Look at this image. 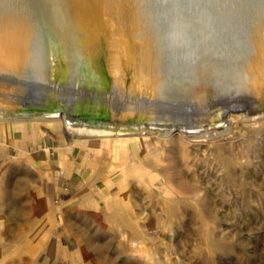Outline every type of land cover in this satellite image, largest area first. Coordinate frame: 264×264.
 <instances>
[{"label":"rangeland","instance_id":"obj_1","mask_svg":"<svg viewBox=\"0 0 264 264\" xmlns=\"http://www.w3.org/2000/svg\"><path fill=\"white\" fill-rule=\"evenodd\" d=\"M129 2L127 17L84 23L40 0H0V94L5 96L0 109H5V93L15 91L21 105L29 107L21 118L44 133L69 145L101 142L124 157V174L111 177L105 203L86 212L69 209L65 232L59 234L54 215L40 210L34 197L36 176L6 158L0 145V264H70L54 259L62 249L76 256L77 264H264V109L243 95L264 79V0ZM194 30L207 44L198 58L190 55L184 63L203 62V76L189 80L205 85L200 97L185 79L153 97L114 89L105 98L109 109L118 104L152 110L148 116L159 125L151 126L146 114L131 117L139 131L104 136L45 99L50 93L72 100L73 80L52 88L28 78L56 76L59 58L69 78L86 69L97 71L104 83L107 62L95 69L85 59L97 54L100 40L116 34L141 37L159 74L167 64L163 39L187 37ZM229 42L235 44L232 57L217 62L216 45ZM67 121L94 132L72 131ZM110 124L115 123H98Z\"/></svg>","mask_w":264,"mask_h":264},{"label":"bare ground","instance_id":"obj_2","mask_svg":"<svg viewBox=\"0 0 264 264\" xmlns=\"http://www.w3.org/2000/svg\"><path fill=\"white\" fill-rule=\"evenodd\" d=\"M40 1L45 5L57 6L61 9H64L65 11L71 13L72 15H74L76 18H78L79 20H81L84 23H87V22H89V23L90 22L100 23L103 21L104 22L105 21H114L115 22L120 17H127L128 13H129L128 7H129V3H130L129 0H40ZM129 10H130V8H129ZM231 22H232V20H231ZM180 24H182V23L180 22ZM187 26H189V25H187ZM184 30H185V28H184ZM185 35H187V34H185ZM146 37H148V36H146ZM140 39H141V37H140ZM140 39L139 40L138 39L137 40L132 39L131 37L127 36L126 34H116L114 36H110L109 40H104V41L100 40L98 42V45L96 48L97 54H93V55L91 54L89 57H87V59H85V61L88 62V65L90 64L92 66V68H95V69L99 68V65L104 67L106 65V62H107L110 73L108 72L109 73L108 74L106 71L105 72L102 71V78L105 80L104 83H101L102 80L100 82L99 78H101V77L99 76L97 71L92 72V71H88L86 69L84 70V68H82L84 70V72H79V75H77V74H75V76L73 75V79H72V77L69 78L68 72L66 71L65 62L59 58L55 59V65L57 68V75L56 76L49 77V78H41V77H37L36 75L32 74L28 78L31 80H35V79L38 80L39 79V80L44 81V82H49L50 87H52V88H57L64 82L65 83H70V82L72 83V80H73V82L75 84V89H74L75 94H74V97L72 100L68 101L66 98H63V99L55 98V97L51 96L50 93H48L50 96L48 95L47 97H45V99H47L51 102H55L57 104L56 105L57 112H59V113L65 112L70 117H72L69 114L70 112L80 111V110H82V111L83 110H90L94 113H97L98 115L107 114L109 121H96L95 123H87L86 122L89 126H95L96 128H94V129H98L101 132H104V136L109 137L115 131L118 133L119 131L128 130V129H132V128L134 130H136V127L131 126L133 124V123H130L131 117H136V118L142 119V115H144V114H146L147 117H149L148 115L151 114L152 110H150L149 108H144V109L138 108L137 109L136 107L118 105V104L112 105L110 107L111 109H109L108 105L105 102V98L109 94H111L114 89H120V90L126 91L128 93H131L132 95L138 96V97H140V96L141 97H153L155 95H159L165 89L172 88V86L175 84H180V82H182L185 79H186L185 81L191 80V78L193 77L194 74L195 75L197 74L199 77L200 74L202 75L204 73V70L201 67L203 62L200 64L193 63V62H191L189 64V62H187V64H186V62L184 63V60L186 57H187V60H189L188 57L190 55H193L194 58H196V57L198 58L199 54H201L200 53L201 49L203 50L204 44H207L205 41H203L199 38L198 33L195 30L193 31V33H191V35H188L187 37H184V35L181 37L180 36L178 37L176 35H173V36L167 35V37L165 39H163L161 37V39L166 40L165 42H163L165 46H164V48H161L162 49L161 54H162V52H164L162 57H164V60L167 61V64L164 65L165 66L164 68L161 65V68L163 69V71H160L161 73H159V74L157 73L159 71H157L156 74L159 75V76H157L154 73L155 72L154 67L150 64L151 58H149V56H151V53H149V52L146 53V46H145L146 44H144ZM146 39H148V38H146ZM217 39H219V38H216V40ZM143 40H144V38H143ZM14 41H18V40H14ZM221 43H223V42H221ZM233 44H231V42H229L227 44H217L216 45V61L217 62H223V61L228 60L232 57V52H230V50H232V48H233L232 46L235 45V44L234 45ZM102 45H103V47H102ZM105 45H106V48H104ZM150 45H153V44H150ZM160 45H162V44H160ZM224 45H226V46H224ZM201 46H202V48H201ZM208 46L212 50V45H208ZM147 48H149V47H147ZM158 49H160V48H158ZM193 49H196V52ZM204 49H205V47H204ZM208 53H209V51H208ZM139 54H141L142 56H140ZM154 54H155V52H154ZM212 55H213V53H212ZM259 55H260V53H259ZM214 56H215V53H214ZM155 57H157V55ZM260 57H261V60L263 61L264 51L261 52ZM211 58H213V57L211 56ZM191 61H192V59H191ZM210 61H211V63H210L211 66L215 64V61H213V60H210ZM156 62L157 61H155V63ZM241 65H243V64H241ZM256 65H258V64H256ZM154 66H156V64ZM128 68H129V71H128ZM165 68H166V70H165ZM164 70H165V72H164ZM225 71H226V69H225ZM99 72H101V71L99 70ZM118 73H119V75H118ZM129 74H130V78L128 79L127 77ZM187 75H189V79H187L188 78ZM246 79H248V78H246ZM112 80L115 82L114 86H113ZM189 82H190L189 84L195 90L198 97H200V95L202 93L206 92L205 91L206 87H204L205 85L204 86H203V84L200 85L199 81H196V82H198L197 85L196 84L194 85V82H192V81H189ZM110 83L112 84V86L110 85ZM255 84H257V83H255ZM255 84H253V86H251L250 88L249 87L247 88V94L251 95L252 97L255 98V103L257 105L263 106L264 105V79H262L261 84H259V85L258 84L255 85ZM30 86H32V87L41 86V84L36 83L34 81H30ZM30 91L31 92H29V93H32V91H34V90H32V88H31ZM18 92H21V91H18ZM0 93H2V91H0ZM5 94H7L8 99L6 101H4L5 109H0V120H6V119L10 118L12 113L15 114L14 118L25 117L29 113L25 109V108H29V107H24L23 105H21V103L17 99L18 94L17 93L15 94V91L9 90V93H5ZM3 98H5V96H2L0 94V99H3ZM42 98H44V97L42 96ZM15 99H17L16 101L18 103L15 102ZM34 103H36V102L35 101H29L30 105H32ZM40 103H42V105L46 104V102H43V101H41ZM252 103H254V102H252ZM19 107H20V109H17ZM111 115L112 116L115 115L116 118H118L117 122H115L113 120ZM72 118H75V117H72ZM162 118H166V117H162ZM76 119H78V118H76ZM14 120H16V119H14ZM153 120H154L153 118L149 117V121H150L149 124L151 126L152 125H159V124L153 123ZM163 120H165V119H163ZM217 121H218V118H216V122ZM100 122H102V123H115V124L99 126L98 123H100ZM165 124H167V123H165ZM66 125L69 127L70 130L74 131L76 129L80 133L85 132V131L90 132V133L94 132V130H92V128H90L91 130L90 129H84L83 126L81 128H79L78 124L72 125L69 121L66 122ZM171 125L176 126L174 124H171ZM152 129L153 128H149L150 131ZM136 131H139V130H136ZM167 131H169V130H167ZM99 134L101 135V133H99ZM182 134H184V133H182ZM96 136H98V135H96ZM170 169H172V168L170 167ZM195 190H197V189H195ZM55 256H57V254ZM59 256L61 257L60 260L63 261L64 263L69 262L70 264H77V261L75 259L76 256L74 257L73 255H70V252L63 251V253L59 254Z\"/></svg>","mask_w":264,"mask_h":264},{"label":"crops","instance_id":"obj_3","mask_svg":"<svg viewBox=\"0 0 264 264\" xmlns=\"http://www.w3.org/2000/svg\"><path fill=\"white\" fill-rule=\"evenodd\" d=\"M0 145L6 158L21 162L36 176L34 197L40 210L54 215L59 234L65 232L63 219L69 209L86 212L100 207L111 177L124 174V157L115 155L112 147L101 142L62 143L25 118L0 120ZM54 257L61 261L59 253Z\"/></svg>","mask_w":264,"mask_h":264},{"label":"water","instance_id":"obj_4","mask_svg":"<svg viewBox=\"0 0 264 264\" xmlns=\"http://www.w3.org/2000/svg\"><path fill=\"white\" fill-rule=\"evenodd\" d=\"M259 52H260V50L253 53L252 61L258 59ZM243 95L248 100H253V102H255V98L252 97L251 95H248V94H243ZM240 99H242V98H240ZM259 107L264 109V105L263 106L259 105ZM69 114L72 117L79 118L83 122L95 123L96 121H109L107 114L98 115L97 113H94V112H92L90 110L73 111V112H70ZM217 124L218 123L216 122V125Z\"/></svg>","mask_w":264,"mask_h":264}]
</instances>
